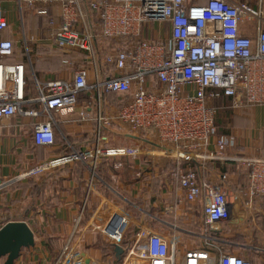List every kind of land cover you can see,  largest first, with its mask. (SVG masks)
<instances>
[{
	"label": "built area",
	"instance_id": "built-area-1",
	"mask_svg": "<svg viewBox=\"0 0 264 264\" xmlns=\"http://www.w3.org/2000/svg\"><path fill=\"white\" fill-rule=\"evenodd\" d=\"M0 0V33L10 28ZM47 17L57 48L87 56L68 79L40 81L26 62L12 61L15 43L0 40V131L28 127L37 147L56 144L58 118L75 113L79 95L95 92L91 151L74 152L25 171L23 179L71 162L103 156L161 152L177 166L175 176L189 205H201L199 243L184 247L181 238H164L140 228L125 242L129 222L118 218L105 230L126 253L123 264H255L225 249V227L232 220L238 195L226 187L227 176L212 178L208 164L242 161L248 166L244 201H264V159L237 153L234 134H219L217 119L228 101L233 112L264 109V0L257 6L232 0H13ZM56 10L58 15H52ZM30 60V51L24 50ZM65 65H71L64 60ZM88 63H90L88 65ZM96 74L89 80V71ZM30 75V76H29ZM36 94L34 95L33 89ZM108 96L112 98L108 101ZM107 98V99H106ZM15 117L27 124L12 122ZM127 131L141 147L101 148L111 129ZM179 166H181L179 168ZM171 211L176 207L170 208ZM114 221V220H113ZM80 217L74 220V231ZM0 229L5 224H0ZM67 243L56 264H84Z\"/></svg>",
	"mask_w": 264,
	"mask_h": 264
},
{
	"label": "crops",
	"instance_id": "crops-1",
	"mask_svg": "<svg viewBox=\"0 0 264 264\" xmlns=\"http://www.w3.org/2000/svg\"><path fill=\"white\" fill-rule=\"evenodd\" d=\"M5 8L10 28L0 33V40L14 41L15 55L11 60L26 62L30 73L31 61L40 81L71 78L73 70L83 65V60L87 61V56L79 50H63L55 46L47 17L36 16L27 8L20 11L13 0ZM51 14L56 16L58 12L53 10ZM25 48L30 51V60L24 56ZM64 60L70 61L71 65H65ZM96 78L95 71L90 68L89 80ZM33 93L36 94L35 88ZM111 98L108 96V101ZM89 102H96L93 91L79 95L75 113L58 118L56 144L51 148L35 146L28 127L0 131V224L25 221L35 236V246L22 250L15 264H56L67 243L82 257L80 259L84 264L86 259L90 260V264H123L126 253L118 256L116 244L103 232L104 229L111 231L116 217L129 222L125 242L144 228L166 239L176 235L181 238L184 247L196 246L199 238L190 232H199L202 208L199 204L189 206L183 201L175 176L177 166L167 157L170 155L168 152L162 153L164 156L158 155L156 150L145 146L149 152L147 156L107 155L97 159L94 172L91 167L94 161L89 159L51 168L34 176L33 183L22 178L25 171L58 157L91 151L96 124L80 120L82 114L93 117V105L89 106ZM249 109L253 121L263 127L264 109ZM12 122L27 124L29 120L15 117ZM116 133L118 129H111L108 143L100 147H141L135 139H130L135 144L133 142L128 146L113 144ZM237 134L240 136V133ZM241 145L243 148H238L237 153L241 150L248 152L253 145L260 146L259 142L250 138L246 142L244 139ZM250 153V157L258 158L254 150ZM206 167L216 181L219 174L227 176L226 187L238 195L240 207H261L256 205L264 203L259 199L254 203L256 205L244 201L248 174L246 163L226 161ZM172 207H176L175 211H171ZM18 216L23 217L18 219ZM78 217L80 223L74 231V220ZM251 219L256 227L260 219ZM3 263L4 260H1Z\"/></svg>",
	"mask_w": 264,
	"mask_h": 264
},
{
	"label": "rangeland",
	"instance_id": "rangeland-1",
	"mask_svg": "<svg viewBox=\"0 0 264 264\" xmlns=\"http://www.w3.org/2000/svg\"><path fill=\"white\" fill-rule=\"evenodd\" d=\"M192 1L198 3H204L207 0H192ZM232 1L248 2L253 6H257L260 0H232ZM217 126H218L219 134L231 133L236 135L240 143L239 144L240 149L243 148L241 144H243L244 139L245 142L246 139L248 140V138L252 139L253 141L259 142L260 146L253 145L251 150H254V154H256L258 159H264V126L260 127L258 122L253 121V116L249 108L242 109L237 112H233L231 111V109H228L227 106H224L223 110H221V112L218 115ZM126 132L127 131L124 130L118 131V133L114 135L116 139L113 140V144L120 146L122 145L128 146L131 143H133L134 141H131L130 139H128V137L124 135ZM237 133H240V136ZM137 143L138 142H136V144ZM251 150H248V152L245 150H241V154L243 156L250 157L252 156V154L250 153ZM35 178L36 177L27 178L28 179L27 182L33 183ZM245 202H247L246 199ZM251 202H252L251 204L256 205L254 203H256L257 201L252 200ZM259 203L260 204L256 206H261V207L253 206L251 208H244L242 206L240 207L239 202L236 203L232 221L229 224H227V226L225 227L227 243L224 244V247L227 251L236 252L242 256H245L250 260L256 262V264H264V219H263L264 203L261 202ZM257 210L259 212H257ZM22 217L23 216H18V219ZM253 217L255 218L258 217V220L260 219L256 227L254 224L251 223L252 220L251 218ZM237 223H240L239 224L240 226H238ZM1 260L5 261V258ZM1 260H0V264H1Z\"/></svg>",
	"mask_w": 264,
	"mask_h": 264
},
{
	"label": "water",
	"instance_id": "water-1",
	"mask_svg": "<svg viewBox=\"0 0 264 264\" xmlns=\"http://www.w3.org/2000/svg\"><path fill=\"white\" fill-rule=\"evenodd\" d=\"M2 181L0 180V186ZM118 220L115 218L113 224ZM35 246V236L29 225L25 221H11L0 229V260L5 258L4 264H15L22 250ZM117 255H122L120 246H115ZM85 264H90L86 259Z\"/></svg>",
	"mask_w": 264,
	"mask_h": 264
},
{
	"label": "trees",
	"instance_id": "trees-1",
	"mask_svg": "<svg viewBox=\"0 0 264 264\" xmlns=\"http://www.w3.org/2000/svg\"><path fill=\"white\" fill-rule=\"evenodd\" d=\"M198 3V2H197ZM223 108H224V106H227V108H228V101L227 100H222L220 103H219ZM223 108L221 109V110H223ZM229 109V108H228ZM221 110H220V112H221ZM218 120V119H217ZM249 259V258H248ZM252 261V260H251ZM252 262H254V261H252ZM255 264H256V262H254Z\"/></svg>",
	"mask_w": 264,
	"mask_h": 264
},
{
	"label": "bare ground",
	"instance_id": "bare-ground-1",
	"mask_svg": "<svg viewBox=\"0 0 264 264\" xmlns=\"http://www.w3.org/2000/svg\"><path fill=\"white\" fill-rule=\"evenodd\" d=\"M161 153H166V152H161Z\"/></svg>",
	"mask_w": 264,
	"mask_h": 264
}]
</instances>
